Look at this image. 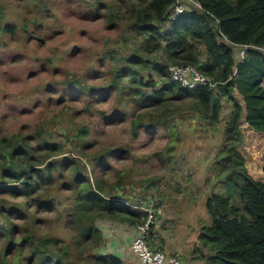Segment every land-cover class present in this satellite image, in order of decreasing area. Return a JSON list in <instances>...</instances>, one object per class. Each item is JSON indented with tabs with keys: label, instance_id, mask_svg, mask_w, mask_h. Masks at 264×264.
Segmentation results:
<instances>
[{
	"label": "trees",
	"instance_id": "1",
	"mask_svg": "<svg viewBox=\"0 0 264 264\" xmlns=\"http://www.w3.org/2000/svg\"><path fill=\"white\" fill-rule=\"evenodd\" d=\"M79 1L90 7L87 17L101 16L109 29L118 31V37L106 41L98 53L105 67L90 70L108 82L93 85L72 77L50 87L75 90L89 103L107 100L108 89L113 88L117 106L112 113L88 110L105 125L124 120L135 136L157 129H171L176 135L173 122L184 114L215 125L227 100L231 109L215 160L217 174L205 197L209 222L197 231L192 251L199 264H264V180L253 179L238 149L243 122L264 133V0H196L199 6L189 3L175 18L176 0ZM42 7L48 10L46 4ZM5 15L0 4V38L21 31L44 45L45 38L29 26H40L37 14L24 17L20 24L5 21ZM241 45H248L242 59ZM45 62L58 66L52 57ZM172 65L194 66L213 85L183 87L171 79ZM94 92L106 99H98ZM60 112L59 117H45L31 133L22 128L2 132L0 127V264H86V259L90 264H122L114 255L98 253L104 238L98 220L134 227L150 213L160 217L161 200L155 196L149 212L135 210L134 201L141 205L142 199H149L145 194L125 198L120 193L122 176L113 183L100 176L99 168L109 167V158L126 149L95 148L88 125L72 126L66 139L75 154L63 155L65 144L46 134L50 123L58 124L69 114ZM57 182L73 193L65 223L74 233L70 239L36 232L40 222L34 211L51 213L59 206L60 189L52 188ZM159 230L152 225L158 239ZM91 244L94 250L89 251Z\"/></svg>",
	"mask_w": 264,
	"mask_h": 264
},
{
	"label": "rangeland",
	"instance_id": "2",
	"mask_svg": "<svg viewBox=\"0 0 264 264\" xmlns=\"http://www.w3.org/2000/svg\"><path fill=\"white\" fill-rule=\"evenodd\" d=\"M0 4L5 7V21L20 24L24 17L31 19L37 14L40 26L31 23L29 26L45 38L44 45L36 39H29L21 31L0 38L1 131L22 128L31 133L45 117H59L60 111L65 110L69 112L67 118L58 124L50 123L46 134L65 144L63 155L66 157L75 154L66 139L72 126L88 125L91 130L89 141L95 148L118 146L126 149L125 153H115L109 158V167L99 168L100 176H107L109 183L122 176L120 193L125 198L130 195L140 199L145 194L149 199H142L141 205L133 202L138 211L154 210L152 206L156 204L157 196L156 199L161 200L157 209L160 217L151 219H155L161 230L159 239L157 236L152 242L158 243L165 254L177 255L181 264H199L192 250L197 231L209 222L205 197L213 188L217 174L215 160L223 144V128L231 109L230 103L223 100L220 120L215 125L193 114L180 115L173 122L176 135L171 129H157L143 130L135 136L122 119L105 125L99 115L90 113L88 108L106 110L108 115L112 113L117 106L113 88L108 89L107 100L96 104L89 103L75 90L50 86L54 81L72 77L87 84L105 85L109 78L97 76L90 70L105 67L99 63L98 53L104 49L106 41L118 37V31L109 29L101 16L87 17L90 7L79 0H0ZM42 4H46L48 10ZM47 57H52L58 66H48ZM64 94L66 98L61 100ZM95 94L98 99H106L102 93ZM91 96L93 98L94 94ZM241 129L244 138L238 149L245 158V166L253 179L263 181L264 133L248 129L245 122ZM165 151H170L171 156ZM35 166L43 167L42 164ZM151 179L154 184L150 183ZM62 185L58 182L52 185L53 190L60 189L57 195L60 203L53 212L34 211L40 222L36 232L70 239L69 235L74 236V233L65 223L73 193L63 190ZM97 224L104 236L98 252L101 256L114 255L122 264H141L130 249L131 239L137 233L135 227L108 220H98ZM87 248L94 250V244ZM85 261L90 264L89 259Z\"/></svg>",
	"mask_w": 264,
	"mask_h": 264
},
{
	"label": "built area",
	"instance_id": "3",
	"mask_svg": "<svg viewBox=\"0 0 264 264\" xmlns=\"http://www.w3.org/2000/svg\"><path fill=\"white\" fill-rule=\"evenodd\" d=\"M199 6L195 0H176L172 6L173 18L184 12L187 5L191 3ZM248 45H241L239 58L242 59ZM172 80L178 82L181 86L188 89H195L200 86L213 85L210 80L199 72L194 66L173 65L169 67ZM153 214H149L143 224L136 225L137 234L131 242V251L138 257L141 264H181L180 258L177 255H166L152 241L156 234L152 231V225H156Z\"/></svg>",
	"mask_w": 264,
	"mask_h": 264
},
{
	"label": "clouds",
	"instance_id": "4",
	"mask_svg": "<svg viewBox=\"0 0 264 264\" xmlns=\"http://www.w3.org/2000/svg\"><path fill=\"white\" fill-rule=\"evenodd\" d=\"M246 124V123H245ZM251 130V129H250ZM254 131V130H253ZM256 132V131H255ZM263 172V171H262ZM264 174V173H263ZM135 209V208H134ZM136 210V209H135ZM134 227H136V226H134ZM137 234V233H136ZM135 234V235H136ZM135 235L132 237V239H131V242H132V240H133V238L135 237ZM156 245H158V243H156ZM159 247V246H158ZM160 248V247H159ZM131 249V248H130ZM161 249V248H160ZM166 255H174V254H166ZM181 261V260H180Z\"/></svg>",
	"mask_w": 264,
	"mask_h": 264
},
{
	"label": "crops",
	"instance_id": "5",
	"mask_svg": "<svg viewBox=\"0 0 264 264\" xmlns=\"http://www.w3.org/2000/svg\"><path fill=\"white\" fill-rule=\"evenodd\" d=\"M229 111V110H228ZM244 116H243V118L245 117V112H244V114H243ZM133 234H134V232H133ZM133 254V253H132ZM137 258V257H136Z\"/></svg>",
	"mask_w": 264,
	"mask_h": 264
},
{
	"label": "bare ground",
	"instance_id": "6",
	"mask_svg": "<svg viewBox=\"0 0 264 264\" xmlns=\"http://www.w3.org/2000/svg\"><path fill=\"white\" fill-rule=\"evenodd\" d=\"M136 209V208H135ZM118 258V257H117Z\"/></svg>",
	"mask_w": 264,
	"mask_h": 264
}]
</instances>
